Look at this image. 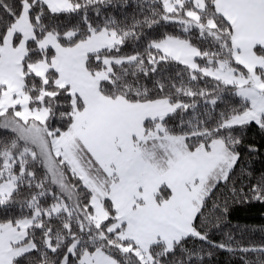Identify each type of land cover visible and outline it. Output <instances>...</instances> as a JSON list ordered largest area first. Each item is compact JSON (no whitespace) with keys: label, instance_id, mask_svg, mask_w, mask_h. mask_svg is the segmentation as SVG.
I'll use <instances>...</instances> for the list:
<instances>
[{"label":"snow or ice","instance_id":"snow-or-ice-1","mask_svg":"<svg viewBox=\"0 0 264 264\" xmlns=\"http://www.w3.org/2000/svg\"><path fill=\"white\" fill-rule=\"evenodd\" d=\"M253 127L264 0H0V264H264Z\"/></svg>","mask_w":264,"mask_h":264},{"label":"trees","instance_id":"trees-1","mask_svg":"<svg viewBox=\"0 0 264 264\" xmlns=\"http://www.w3.org/2000/svg\"><path fill=\"white\" fill-rule=\"evenodd\" d=\"M131 11V9H129ZM120 16V12L114 13ZM246 140L259 147V153L249 156L246 152L242 156L243 167L248 168L253 175L258 176L264 172V135L255 127L251 128L247 133ZM233 180L237 182V187L241 186V182L246 184L247 180L240 175L239 169L233 176ZM224 197H228V190L221 189L216 192L214 197L208 201L207 213L213 215V204L224 203ZM228 214L223 224L222 231H217L214 239L220 241L223 239V232L231 231L236 237L243 236L244 243L249 242L261 243L264 242V202L251 201L241 203L239 200L233 201L230 197L227 199ZM212 264H240L239 258L234 257L226 252H217L212 260Z\"/></svg>","mask_w":264,"mask_h":264}]
</instances>
